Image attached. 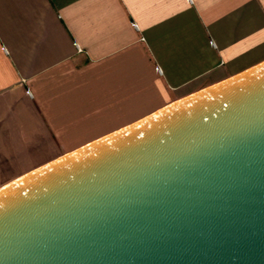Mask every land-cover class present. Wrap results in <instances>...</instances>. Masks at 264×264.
<instances>
[{
    "label": "water",
    "instance_id": "obj_1",
    "mask_svg": "<svg viewBox=\"0 0 264 264\" xmlns=\"http://www.w3.org/2000/svg\"><path fill=\"white\" fill-rule=\"evenodd\" d=\"M0 264H264V62L1 186Z\"/></svg>",
    "mask_w": 264,
    "mask_h": 264
},
{
    "label": "crops",
    "instance_id": "obj_2",
    "mask_svg": "<svg viewBox=\"0 0 264 264\" xmlns=\"http://www.w3.org/2000/svg\"><path fill=\"white\" fill-rule=\"evenodd\" d=\"M262 62L264 0H0V187Z\"/></svg>",
    "mask_w": 264,
    "mask_h": 264
},
{
    "label": "built area",
    "instance_id": "obj_3",
    "mask_svg": "<svg viewBox=\"0 0 264 264\" xmlns=\"http://www.w3.org/2000/svg\"><path fill=\"white\" fill-rule=\"evenodd\" d=\"M190 1L192 2V0H190ZM134 26H135L136 29L139 28L137 24H135ZM76 47L78 48L79 51H81V48H80V46H79L78 44H76ZM158 71H159L160 73H162V69L158 68ZM28 94H29L30 96H32V92H31V91H28Z\"/></svg>",
    "mask_w": 264,
    "mask_h": 264
}]
</instances>
